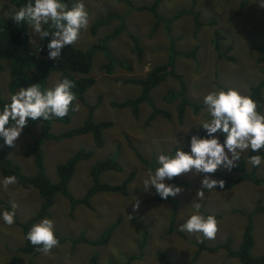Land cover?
<instances>
[{
  "label": "rangeland",
  "instance_id": "rangeland-1",
  "mask_svg": "<svg viewBox=\"0 0 264 264\" xmlns=\"http://www.w3.org/2000/svg\"><path fill=\"white\" fill-rule=\"evenodd\" d=\"M73 1V0H72ZM134 6L150 5L153 0H128ZM242 0H195L194 7L191 0H159L157 12L162 18H168L179 12H184L169 25L166 34L160 24L149 35L153 20L146 11L129 9L122 0H85L91 22L105 14L118 15L123 18V24L138 41L141 50L139 57L132 51L131 43L124 33L119 34L107 44L108 50L115 61L107 72L102 66L107 62L102 54L94 53L88 76L93 79V85L86 91L83 101L88 105L97 103L92 113V120L110 121L111 127L102 133L103 146L95 148L90 135L74 136L59 142L44 141L41 144L44 172L50 181L55 180L54 167L72 156L78 149L91 152V157L86 161H78L68 182V192L78 199L90 186L89 169L98 160L110 158L121 167L120 172L105 171L100 174L99 181L109 185H116L124 179L129 171L134 172L132 182L127 187L125 196L116 193H96L90 199V208L76 206L69 213V204L65 198L55 195L53 205L48 210L46 218L55 221L56 236L65 239L47 255L15 253V249L22 246L21 230L16 225L8 226L0 217V264H9L14 258L18 264H86L93 254L97 256L96 264H163L156 253L162 254L169 264H187L195 251V244L200 239L206 246H216L224 238L231 240L232 249H237L245 221V214L249 213L260 198V205H264V184L258 186L247 182L240 183L228 191L218 189L204 190V200L196 199V190L201 186L202 175L188 173L176 177L184 191L172 198L175 202L174 228L184 236L165 235L170 216V204L164 200L156 199L157 192L154 187H144L143 181L147 179V170L155 171L157 156L163 152L169 154L173 148H185L187 136L191 130L202 128L201 124L211 119L203 96L213 89L237 88L242 93H248L249 88L255 85L264 75V60L259 63L258 51L254 46L264 42V8L258 4L260 0L248 1L238 16H234ZM192 8L198 12V21L201 27L195 37L193 32V16L187 15ZM18 9L10 5L8 0H0V18L13 17ZM242 12V13H241ZM233 16V17H232ZM214 20L216 25H208ZM87 31L81 33L79 41L74 47L85 50L92 47L106 34L117 27V21L99 27L95 34ZM218 29L224 36L220 43L223 51L227 45L233 47L232 62L217 59L211 46L212 32ZM30 38L35 39V46L30 43ZM39 35L32 34L28 29L27 45L30 50H35ZM179 38V39H178ZM176 41L175 47L179 52H187L196 47L195 59L176 58L175 69L182 75L186 86V97L195 104H200L201 109L192 113L189 108L184 111L182 124L175 121L174 104H164L163 96L167 89L176 90L173 79L167 78L151 92L156 107L166 110L170 120L160 117L155 118L147 127L143 121L149 113L145 104L138 108V118L131 117L127 108L113 109L109 106L112 101H122L135 97L138 87L130 85L127 79L140 78L155 65H162L166 59V48L169 40ZM47 58L48 53H47ZM0 96L10 99L6 91V84L11 74L9 63L0 60ZM58 81V74H50L47 78L46 88L54 86ZM264 99V90L262 91ZM79 111H72L67 125L54 122L49 132L58 135L66 130L81 125L85 119V107L78 101ZM264 113V110H262ZM37 125L24 128L21 136L15 141V147H10L8 157L20 165L22 174H33L30 158H23L21 151L31 143L36 136ZM129 142L146 160V166L141 165L132 151L128 148ZM264 150V149H263ZM246 154L243 153L241 156ZM153 162V164H150ZM224 174L230 172L221 167L218 169ZM258 177H264V163L256 170ZM4 179L0 177V200L10 205H17L16 217L19 223L28 220L37 210L40 203L37 192L32 187H20L16 183L9 185L7 190L3 187ZM171 183V181H167ZM184 183V184H181ZM139 200V209L133 205ZM200 202L201 212L217 216L219 231L215 239L208 240L202 234H190L180 231L179 227L192 213V204ZM2 204L0 205V209ZM131 216V218H130ZM43 219V218H42ZM41 220V219H40ZM38 220L36 223H38ZM253 222V246L251 255H260L264 250V213L256 214ZM35 223V224H36ZM114 224V230L109 240L102 246L91 247L86 243H75L69 240L82 236L86 241L97 239L101 233ZM146 232L145 246L139 253L138 244L143 233ZM223 251L217 253L201 252L193 264H238L235 259L227 260ZM129 258H132L129 260ZM129 260V261H128Z\"/></svg>",
  "mask_w": 264,
  "mask_h": 264
},
{
  "label": "trees",
  "instance_id": "trees-1",
  "mask_svg": "<svg viewBox=\"0 0 264 264\" xmlns=\"http://www.w3.org/2000/svg\"><path fill=\"white\" fill-rule=\"evenodd\" d=\"M10 5L19 9L28 3V0H8ZM250 0H242L239 8L235 11L234 16H238L242 7ZM261 1V0H260ZM66 3L71 7L73 1L65 0ZM122 2L129 9H134L135 11H146L150 14L153 25L149 30V35H151L158 25H162L166 34L169 32V25L181 16L184 12H179L168 18H162L157 12L159 5V0H153L150 5L134 6L128 0H122ZM195 0H191V6L194 7ZM190 8L186 13L187 15L192 14L193 16V32L192 37H195L197 30L201 27L198 21V12L193 14V10ZM242 13V12H241ZM233 17V16H232ZM112 20L117 21V27L113 29L109 34H106L98 42L93 43L92 47L81 50L73 45L66 46L61 56L57 60H52L47 58V43L51 38H45L41 40L38 38L36 47L40 50L38 55L33 54L35 50H30L28 42V29L29 24L21 22L16 24L12 17H1L0 18V60L7 61L9 63V69L11 70L10 77L8 79L6 90L8 94H15L20 87H27L32 83H38L42 89L46 88L47 78L50 74H58V81L67 78L74 82L75 87L72 89L73 92L77 94V101L80 102L86 109L85 119L76 128L66 130L58 135H53L49 132L51 124L54 122L67 125L70 121L72 111L63 119L53 118L51 121H31L25 128H29L33 125L38 126L37 134L32 138L31 143H29L22 151L23 158H30L33 166V174L26 176L22 174L21 167L19 164L14 163L9 157L8 152L10 147H8L2 137H0V176L5 178L6 176L14 175L17 178L16 184L20 187H32L36 190L39 197L40 203L36 212L31 218L23 223H18L15 217V223L20 227L22 234V246L15 249V253H27V254H38L40 251L37 250L38 246H33L27 239L26 234L38 220L47 217L48 210L53 204V198L55 195H60L65 198L69 204V213L78 206H84L85 208H90V199L96 193H116L120 196H125L127 193V187L132 182L134 177V172L129 171L124 179L116 185H109L107 183L99 181V176L105 171L120 172L121 167L116 161L106 158L103 160L95 161L89 169V179L90 186L85 190L83 195L75 199L68 192V182L74 171V167L78 161H86L91 157V152L83 149H78L75 153L58 163L54 167L55 180H48L43 166V155L41 150V144L44 141H55L59 142L64 139H69L74 136L90 135L93 146L95 148H101L103 146L102 133L104 130L111 127L112 122L110 121H97L92 120V113L95 110L97 103L94 105H88L83 101L84 94L93 85L94 81L88 76L91 68L92 58L94 53H100L103 55L107 61L102 68L109 71V67L113 63L121 65L119 62L115 61L111 53L108 50L107 44L109 41L113 40L119 34L124 33L129 39L132 47V51L137 57L140 56L141 50L138 45L137 38L131 34L127 29H125L123 24V18L118 15L105 14L104 16H99L91 22L90 33L95 34L96 30L104 25L110 24ZM208 25H216L214 20L208 22ZM45 30L52 31L48 25L43 26ZM179 39V38H178ZM224 40V36L218 29H214L212 32L211 46L216 54L217 59H223L226 62H232L233 56L231 51L233 47L229 44L224 50L220 49V43ZM177 41V40H176ZM174 39L169 40L168 47L166 48V59L162 65H155L149 68L148 72L140 78L127 79L126 82L130 85L138 87V94L135 97L126 98L122 101H112L109 105L115 109L127 108L133 119L138 118V108L140 104H145L149 109V113L143 121V125L147 127L150 122L155 118L160 117L165 120H170L171 115L164 109L156 107L150 92L157 87L159 84L164 82L167 78H171L176 83V90L167 89L164 96V104H174L173 108L175 111V121L177 125L182 124V119L184 116V111L189 108L192 113H197L201 109L200 104H195L187 99L186 97V86L183 81L182 75L178 73L175 69L176 58H192L195 59L196 47H193L187 52H179L176 50ZM35 47V48H36ZM255 51H258L259 57L258 62L261 63L264 60V42L260 46H254ZM2 71V66L0 65V72ZM264 90V75L263 77L253 86L249 88V92L252 98L258 101L261 107L258 111L262 112L264 110V99L262 98V91ZM5 103H10V100L2 99L0 96V109ZM192 134L204 135L203 128L198 130H191L187 136V146L183 148L184 151H189V141ZM221 140L223 137L221 136ZM128 148L132 151L138 162L146 166V160H144L141 154L129 143L127 142ZM177 148L169 153L174 155ZM262 155L264 156V150L262 149L260 153H253L248 150L244 156L237 162V167H234L229 174H224L217 170L212 178L223 179L225 181V186L223 189L217 187L218 190L228 191L234 186L247 182L252 185L258 186L264 184V177H258L256 170L258 167H253L248 163V157L251 155ZM154 167L156 165L151 162ZM173 184H179L175 178L171 181ZM181 184H184L181 182ZM156 199L162 201L159 195ZM170 204V216L168 219V227L164 231L165 235H176L178 237H184L182 233L174 228V215H175V202L172 197L164 200ZM0 213L5 209L11 211L10 206L6 205L0 200ZM264 213V205H260V198L256 200V203L252 207L251 211L245 214V225L242 231L241 240L237 249H232L230 238L226 237L224 240L216 246H206L204 240L200 239L195 244V251L193 256L189 259L187 264H193L199 253L207 252L210 254L217 253L219 250L223 251V257L227 260L235 259L238 264H264V250L260 255L252 256L251 249L253 246V222L252 218L256 214ZM217 217V216H215ZM115 225L112 224L106 228L101 235L92 241H86L82 236L77 239H71L69 242L74 245L75 243H86L91 247H99L104 245L111 237ZM59 243L65 241V239L57 237ZM146 232L143 233L142 238L138 244L139 253L145 246ZM158 259L163 264H169L165 257L159 252L156 253ZM97 256L95 254L91 255L86 264H96ZM132 258H129L131 260ZM128 260V261H129ZM9 264H18L17 261L12 258Z\"/></svg>",
  "mask_w": 264,
  "mask_h": 264
},
{
  "label": "clouds",
  "instance_id": "clouds-1",
  "mask_svg": "<svg viewBox=\"0 0 264 264\" xmlns=\"http://www.w3.org/2000/svg\"><path fill=\"white\" fill-rule=\"evenodd\" d=\"M258 6L264 8V0ZM12 19L16 24L26 21L32 28V34H38L41 40L51 37L47 49L49 59L54 61L61 56L66 46L75 45L81 33L87 31L90 25V14L85 0H73L71 7L65 0H28L25 6L14 12ZM44 25H48L52 31L45 30ZM30 43L35 46V39L30 38ZM35 49V55L42 50L39 47ZM74 87V82L67 78L55 82L51 88L42 89L38 83L20 87L10 99H5L10 100V103H5L0 109V137L4 143L8 147H15V141L21 136L29 120L63 119L70 110L79 111L78 103L73 107L77 101V94L72 91ZM203 104L211 117L201 124L204 135L190 136L189 151L179 148L174 155L159 153L158 167L154 172L151 168L147 170L144 187H154L161 199L167 200L181 194L184 191L181 186L167 181L191 172L202 175L201 186L196 190V199L203 201L205 189L210 191L217 187L223 189L225 186L223 179L212 178L219 168L223 167L231 172L238 166L241 154L248 150L260 153L264 149V113L258 111L261 105L250 93H242L232 87L213 89L203 96ZM248 163L259 167L264 163V156L251 155ZM2 179L5 190L17 182L14 175ZM139 205L137 200L133 205L134 211L139 209ZM10 208L11 211L5 209L0 213L3 222L8 226L15 223L17 205L12 203ZM201 208L200 202H194L193 214L180 225L179 230L202 234L208 240L215 239L219 222L214 215L205 216ZM26 239L33 246H38V251L47 255L59 245L55 221L46 217L41 219L32 225Z\"/></svg>",
  "mask_w": 264,
  "mask_h": 264
},
{
  "label": "flooded vegetation",
  "instance_id": "flooded-vegetation-1",
  "mask_svg": "<svg viewBox=\"0 0 264 264\" xmlns=\"http://www.w3.org/2000/svg\"><path fill=\"white\" fill-rule=\"evenodd\" d=\"M199 129H201V128H199ZM196 130H198V129H196Z\"/></svg>",
  "mask_w": 264,
  "mask_h": 264
}]
</instances>
